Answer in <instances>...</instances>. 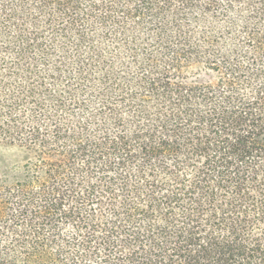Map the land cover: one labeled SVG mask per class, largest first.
<instances>
[{
  "label": "trees",
  "instance_id": "trees-1",
  "mask_svg": "<svg viewBox=\"0 0 264 264\" xmlns=\"http://www.w3.org/2000/svg\"><path fill=\"white\" fill-rule=\"evenodd\" d=\"M0 264H264V0H0Z\"/></svg>",
  "mask_w": 264,
  "mask_h": 264
},
{
  "label": "rangeland",
  "instance_id": "rangeland-1",
  "mask_svg": "<svg viewBox=\"0 0 264 264\" xmlns=\"http://www.w3.org/2000/svg\"><path fill=\"white\" fill-rule=\"evenodd\" d=\"M21 164V153L14 148L0 146V181L13 166Z\"/></svg>",
  "mask_w": 264,
  "mask_h": 264
}]
</instances>
